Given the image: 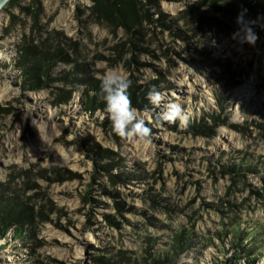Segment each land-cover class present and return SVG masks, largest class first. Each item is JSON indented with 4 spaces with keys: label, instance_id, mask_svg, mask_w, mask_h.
<instances>
[{
    "label": "rangeland",
    "instance_id": "374dc122",
    "mask_svg": "<svg viewBox=\"0 0 264 264\" xmlns=\"http://www.w3.org/2000/svg\"><path fill=\"white\" fill-rule=\"evenodd\" d=\"M255 21L241 44L237 16ZM119 67L149 141L115 135ZM155 88L159 107L148 100ZM180 103L186 125L161 122ZM13 200L18 211H10ZM17 208V209H18ZM17 217L21 222H16ZM264 0H10L0 11V264H257Z\"/></svg>",
    "mask_w": 264,
    "mask_h": 264
},
{
    "label": "clouds",
    "instance_id": "9594fccd",
    "mask_svg": "<svg viewBox=\"0 0 264 264\" xmlns=\"http://www.w3.org/2000/svg\"><path fill=\"white\" fill-rule=\"evenodd\" d=\"M237 23L240 25V31L235 36L239 42L255 45L259 38L254 30L256 22L244 19L242 11L237 16ZM99 79L102 100L114 134L130 143L149 141L152 129L147 126L143 118L137 115L136 109L132 106L128 94L132 81L128 75L117 66L106 70ZM148 100L153 106L159 107L164 101V94L153 88L148 93ZM159 119L161 122L175 123L179 121L181 125H186L189 116L180 103L173 102L165 106ZM257 264H264V257L259 258Z\"/></svg>",
    "mask_w": 264,
    "mask_h": 264
},
{
    "label": "trees",
    "instance_id": "16d2710c",
    "mask_svg": "<svg viewBox=\"0 0 264 264\" xmlns=\"http://www.w3.org/2000/svg\"><path fill=\"white\" fill-rule=\"evenodd\" d=\"M6 206L9 208L10 211H18L19 208H20V207L18 208V206L16 205L15 201H13V200L7 201L6 202ZM19 221L21 222V220H19V218L17 217L16 222L19 223Z\"/></svg>",
    "mask_w": 264,
    "mask_h": 264
},
{
    "label": "water",
    "instance_id": "95a60500",
    "mask_svg": "<svg viewBox=\"0 0 264 264\" xmlns=\"http://www.w3.org/2000/svg\"><path fill=\"white\" fill-rule=\"evenodd\" d=\"M10 0H0V11L2 10V8L7 4V2H9Z\"/></svg>",
    "mask_w": 264,
    "mask_h": 264
}]
</instances>
